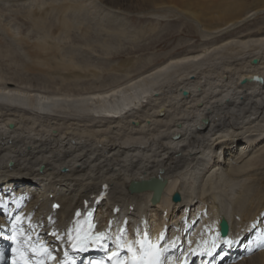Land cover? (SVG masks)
Returning a JSON list of instances; mask_svg holds the SVG:
<instances>
[{
	"label": "bare ground",
	"instance_id": "6f19581e",
	"mask_svg": "<svg viewBox=\"0 0 264 264\" xmlns=\"http://www.w3.org/2000/svg\"><path fill=\"white\" fill-rule=\"evenodd\" d=\"M17 6L41 35L27 45L30 69L58 70L61 84L0 76V264L42 243L44 256L60 254L73 211L91 207L97 223L115 222L130 204L143 212L128 215L137 227L154 222L164 242L173 238L171 259L264 264V26L254 28L264 0H0V16ZM95 9L113 21L182 19L201 46L132 75L136 60L120 59L110 71L123 82L67 91L69 79L95 72H77L48 38ZM153 176L166 183L150 204L151 189L129 184ZM221 216L231 225L223 239ZM197 222L206 252L196 255L185 235Z\"/></svg>",
	"mask_w": 264,
	"mask_h": 264
},
{
	"label": "rangeland",
	"instance_id": "374dc122",
	"mask_svg": "<svg viewBox=\"0 0 264 264\" xmlns=\"http://www.w3.org/2000/svg\"><path fill=\"white\" fill-rule=\"evenodd\" d=\"M3 8L0 7V13H2ZM10 8L14 12L9 8H5L6 11L4 10L10 16H0L2 20H0V23L10 28L8 31L0 29V76L40 78L49 80L48 82H53L59 87L61 83L58 70L55 71L56 75L49 77L30 69L31 59L27 45L36 42L41 35L30 24L29 19L23 13L20 14L24 9L22 6L21 8L20 6ZM92 11H94L93 8ZM17 12L18 14H16ZM95 12L96 14H92L87 11V14H83L84 16H79V19H76V22H80L79 27H74L69 33L55 35L54 39L48 38L50 42L53 41L58 44L57 47L63 53V58L76 64L75 69L77 72H95L92 74L93 78L82 74L84 76H79L78 79H69L68 82L71 83L69 85L66 83L69 86L65 88L67 91H78L82 88L85 91L89 87L90 90H93L92 87L100 85L101 87L106 85V88H110L123 82L125 77L122 78L121 74L117 75L116 72L110 71L112 65L119 64L120 59L131 57L136 60L130 72L132 75L137 70H148L156 64L164 62L172 55L181 54L185 50L189 51L201 46L199 37L186 27V22L184 23L182 19L166 22L165 20L152 18L153 20L148 21V23L150 22L148 26L144 20L131 21L124 19L123 21H113L102 19L98 10L95 9ZM119 23L123 25L121 26ZM263 23H256L254 28L264 26ZM152 25L153 32L150 31ZM238 30H243V27ZM223 199V194H220L217 200L221 201Z\"/></svg>",
	"mask_w": 264,
	"mask_h": 264
},
{
	"label": "snow or ice",
	"instance_id": "6c2138e0",
	"mask_svg": "<svg viewBox=\"0 0 264 264\" xmlns=\"http://www.w3.org/2000/svg\"><path fill=\"white\" fill-rule=\"evenodd\" d=\"M56 207V206H54ZM77 215H79V213H77ZM89 215H91V213H89ZM90 227H93L92 225H90ZM163 234H161V238H162ZM104 237V234L103 233H97L94 237H91V239H93L94 241L98 242L100 241L101 239H103ZM73 246L75 247L76 245L73 244ZM258 248H264V233H261L260 236L258 237V243L256 245ZM153 246H149L148 249H145L144 248V245L141 244V249H142V254L140 256V258L138 260H133L132 261V264H162V261H161V254H157V253H154L151 249H152ZM81 251L84 250L83 247H81L80 249ZM251 251V249H249ZM38 252L40 253H47V249H39L37 250ZM131 251V249H130ZM166 251V249H165ZM116 255V254H114ZM23 264H29V262L27 260H25L23 262ZM40 264H42V262H40ZM115 264H119V262H115Z\"/></svg>",
	"mask_w": 264,
	"mask_h": 264
},
{
	"label": "water",
	"instance_id": "95a60500",
	"mask_svg": "<svg viewBox=\"0 0 264 264\" xmlns=\"http://www.w3.org/2000/svg\"><path fill=\"white\" fill-rule=\"evenodd\" d=\"M253 62L255 63V62H256V59H253ZM251 80H252V79H251ZM253 80H254V81H258L259 78H258L257 76H254V77H253ZM244 81H246V79H244ZM179 198H180V197H179L178 193H175L174 196H173V199H174V200H178ZM222 224H223V231L225 232V230H226L225 223L223 222Z\"/></svg>",
	"mask_w": 264,
	"mask_h": 264
}]
</instances>
